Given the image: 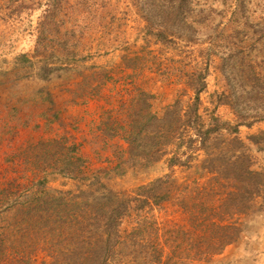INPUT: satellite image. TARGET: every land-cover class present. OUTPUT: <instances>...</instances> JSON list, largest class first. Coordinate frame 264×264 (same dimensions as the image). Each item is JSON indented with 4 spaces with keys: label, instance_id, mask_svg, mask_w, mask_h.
I'll return each instance as SVG.
<instances>
[{
    "label": "rangeland",
    "instance_id": "rangeland-1",
    "mask_svg": "<svg viewBox=\"0 0 264 264\" xmlns=\"http://www.w3.org/2000/svg\"><path fill=\"white\" fill-rule=\"evenodd\" d=\"M62 1L51 20L45 18L48 0H0V264H54L48 250L61 245L59 240L44 239L35 218L23 214L39 198H85L88 190L99 196L102 185L141 198L139 186L169 173L159 191L169 200L152 206L149 215L160 233L190 227V210L200 198L216 199L219 190L213 179L207 181L202 152L188 167L170 168L174 144L149 168L126 161L113 172L127 157V145L106 136L103 123L123 120L118 110L138 91L155 96L160 114L177 97L185 105L192 94L186 84L200 72L203 56L211 61L203 72L202 118L207 122L215 108L221 120L234 122L233 110L215 103V94L227 86L216 60L245 41L247 53L258 56L264 70V0H193L188 22L194 30L181 32L171 19L162 21V11L154 14L149 0ZM145 24L162 30L165 39L146 35ZM261 131L264 121L240 127L238 134L259 170L264 144L247 137ZM255 204L257 211L244 220L237 240L199 264H264V192ZM135 206L134 201L122 219V234L137 219Z\"/></svg>",
    "mask_w": 264,
    "mask_h": 264
},
{
    "label": "trees",
    "instance_id": "trees-1",
    "mask_svg": "<svg viewBox=\"0 0 264 264\" xmlns=\"http://www.w3.org/2000/svg\"><path fill=\"white\" fill-rule=\"evenodd\" d=\"M149 2L154 14L159 16L158 12L162 11V21L171 19L178 30H194L188 22L194 8L193 0ZM63 3L62 0H48L45 18L52 20L54 11ZM163 26L169 33L171 26L167 22ZM143 30L159 41L162 37L165 39L162 30H152L148 24ZM240 33L246 34L242 30ZM244 44L245 41H237L234 54H222L216 60L227 86L215 94V103L216 106H229L234 113V122L221 120L215 114V108L209 113L207 122L202 118L203 72L207 68L205 63L211 61L203 56L200 72L186 84L192 94L185 105L177 97L160 114L154 108L155 96L138 91L129 96L125 107L118 110L124 115L123 120L103 123L106 136L121 138L127 145V157L111 168L113 172L121 169V162L126 161L133 167L149 168L160 162L167 154L166 149L175 144L172 152L175 162L169 167H188L195 155L202 152L201 164L209 175L207 181L213 179L219 185L217 198H200V203L189 212L187 222L190 227L169 228L162 233L149 211L152 206L169 200L167 192L159 193L169 181V173L148 185L139 186L137 196L141 198L122 196L105 185L99 196L94 190H88L85 198H39L37 205L30 206L23 215H27L26 220L35 218L36 225L44 231V239L59 240L61 245L48 250L54 264H199L221 254L237 240L242 223L257 211L255 200L264 192V168H255L245 142L238 135L240 127L250 129L264 121V70L257 62L258 56L251 57ZM254 49L259 53L257 47ZM19 59L29 62L25 55ZM233 60L235 62L228 67ZM247 138L252 144H264V131ZM70 163L68 160L67 165ZM92 185L93 182L91 189ZM134 201L137 219L122 234V219L130 215ZM187 208L190 206H183V209ZM142 212L144 215L140 214Z\"/></svg>",
    "mask_w": 264,
    "mask_h": 264
}]
</instances>
